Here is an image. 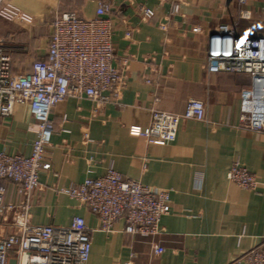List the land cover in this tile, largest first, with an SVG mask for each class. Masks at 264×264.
I'll list each match as a JSON object with an SVG mask.
<instances>
[{
	"label": "crops",
	"instance_id": "0c3cea01",
	"mask_svg": "<svg viewBox=\"0 0 264 264\" xmlns=\"http://www.w3.org/2000/svg\"><path fill=\"white\" fill-rule=\"evenodd\" d=\"M98 1L111 6L112 64L126 62L125 85L103 106L66 98L51 110L50 168L38 173L31 223L66 227L79 216L95 230L89 210L56 190L102 177L112 166L124 178L169 190L168 213L153 237L125 234L122 221L110 233L93 231L87 264H228L253 248L264 250V131L239 125L250 78L205 70L212 30L237 22L239 35L262 33L264 0H176V13L171 0H4L17 11L10 20L0 16L11 73L28 72L45 56L56 15L93 19ZM141 8L152 10V18L144 20ZM189 99L203 102L205 120H181L174 141L155 145L129 135L130 127L149 125L152 108L181 114ZM36 130L29 107L16 104L10 116H0V152L29 155ZM234 163L255 176V191L226 179ZM3 184L4 201L17 203L16 185ZM9 232L0 220V235ZM157 246L164 249L158 255Z\"/></svg>",
	"mask_w": 264,
	"mask_h": 264
},
{
	"label": "built area",
	"instance_id": "2783aa9c",
	"mask_svg": "<svg viewBox=\"0 0 264 264\" xmlns=\"http://www.w3.org/2000/svg\"><path fill=\"white\" fill-rule=\"evenodd\" d=\"M172 12L178 11L176 0ZM111 6L98 1L93 19H82L75 12L56 15L50 23L45 56L31 63L30 71L11 73V58L0 40V116H10L16 104L29 107L36 123V138L29 155L0 152V220L10 232L0 235V264H87L91 233H110L122 221L123 232L153 237L161 231L160 220L168 213L169 190L151 188L124 178L112 166L102 177H87L81 183L56 190L86 207L97 220V228H88L84 219L72 218L66 227L35 225L30 221L31 194L39 188L38 173L50 168L46 151L50 145L51 110L66 98H86L96 107L116 100L125 85L127 64H112L115 59ZM149 20L153 11L141 8ZM0 16L13 19L15 8L0 0ZM238 23L219 24L209 37L205 70L208 73H242L250 78L240 99L241 128L264 131V25L258 35H239ZM130 36L128 30L125 34ZM157 100V99H156ZM145 128L130 127V136L149 144L174 141L181 120H205L202 101L189 99L181 114L152 108ZM225 177L241 189L255 191L257 180L238 163L232 164ZM3 181L16 185L20 199L5 202ZM164 251L155 247L153 253ZM130 264V263H126ZM228 264H264V250L253 248L236 256Z\"/></svg>",
	"mask_w": 264,
	"mask_h": 264
},
{
	"label": "rangeland",
	"instance_id": "374dc122",
	"mask_svg": "<svg viewBox=\"0 0 264 264\" xmlns=\"http://www.w3.org/2000/svg\"><path fill=\"white\" fill-rule=\"evenodd\" d=\"M7 20H10V19H7Z\"/></svg>",
	"mask_w": 264,
	"mask_h": 264
}]
</instances>
